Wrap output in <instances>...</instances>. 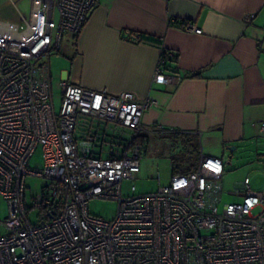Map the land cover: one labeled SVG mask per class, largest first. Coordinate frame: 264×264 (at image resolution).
Here are the masks:
<instances>
[{
	"label": "built area",
	"instance_id": "2783aa9c",
	"mask_svg": "<svg viewBox=\"0 0 264 264\" xmlns=\"http://www.w3.org/2000/svg\"><path fill=\"white\" fill-rule=\"evenodd\" d=\"M8 1L18 20L0 19V197L7 208L0 264H264V192L245 177L228 192L241 201L219 211L221 159L200 150L194 170L135 193L140 137L166 132L142 123L144 110L159 106L156 99L138 102L132 92L62 80L54 110L50 57L65 35L79 33L98 0H29L27 13ZM181 27L201 32L190 21ZM175 59V51L161 49L152 83L180 82L169 67ZM111 128H120L115 143L106 139ZM257 129L264 138V118ZM37 147L44 167L32 172L28 160ZM27 174L48 180L30 202ZM124 180L132 182L129 195L122 194ZM94 198L116 201L114 218L90 214Z\"/></svg>",
	"mask_w": 264,
	"mask_h": 264
},
{
	"label": "crops",
	"instance_id": "0c3cea01",
	"mask_svg": "<svg viewBox=\"0 0 264 264\" xmlns=\"http://www.w3.org/2000/svg\"><path fill=\"white\" fill-rule=\"evenodd\" d=\"M26 6L28 11L29 0ZM172 20L190 21L201 32L184 30ZM62 45L63 52L50 57V76L54 58L59 83L132 92L138 102L156 99L158 107L144 110V126L166 130L156 135L204 139L214 155L204 153L200 143L201 152L221 159L223 171L228 146L261 162L264 138L257 125L264 118V0H98L79 33L65 35ZM162 48L177 54L169 64L181 78L176 85L152 83ZM251 171L261 172L255 165Z\"/></svg>",
	"mask_w": 264,
	"mask_h": 264
},
{
	"label": "rangeland",
	"instance_id": "374dc122",
	"mask_svg": "<svg viewBox=\"0 0 264 264\" xmlns=\"http://www.w3.org/2000/svg\"><path fill=\"white\" fill-rule=\"evenodd\" d=\"M23 13H27L28 0H14ZM0 19H6L10 21H17V16L13 9L10 7L8 0H0ZM70 37V35H66ZM65 42V37L63 44ZM63 45L61 52H63ZM62 56L59 58V62L62 63ZM58 62L55 64L53 58L51 64V76H52V97L54 110L59 111L61 104V88L58 81ZM120 128L116 130L108 129L106 139L108 143L116 142V138L120 136ZM147 142L144 149V155L140 161V171L136 173V179L133 182L135 184V193H148L155 191L160 185L169 184L171 176L173 174L171 169V158L180 159L184 155V147L182 144L174 143L171 139V135H156L148 134ZM116 137V138H114ZM201 146L203 152L209 155H214L215 149L207 146L204 139L201 138ZM228 150V149H227ZM225 150L223 160L225 162V169L222 173L220 183L223 191L218 202V210L220 211L224 204L229 202H239L241 197L238 195H232L228 192L234 189L236 183L243 181L245 177L249 179V186L254 191L264 192V153H262L261 162L255 161L253 163L247 151L239 150ZM106 156V154H103ZM255 165L261 172L251 171V166ZM44 167L43 154L40 147H37L34 153L28 160V169L32 172H39ZM48 184V180L44 177L27 174L24 178L25 194L27 200L30 202L31 197L36 196L42 192V189ZM129 180H124L122 183V194H131ZM117 203L110 199H91L88 203V209L90 214L105 218L112 219L116 214ZM260 209H254V213L259 212ZM7 208L6 202L0 197V219L6 216ZM32 222H35L34 215L29 216Z\"/></svg>",
	"mask_w": 264,
	"mask_h": 264
},
{
	"label": "trees",
	"instance_id": "16d2710c",
	"mask_svg": "<svg viewBox=\"0 0 264 264\" xmlns=\"http://www.w3.org/2000/svg\"><path fill=\"white\" fill-rule=\"evenodd\" d=\"M171 23L176 25L178 24V21L173 20ZM178 25L181 27L182 24L179 23ZM195 75L197 74H193V76ZM140 139L144 140V143L147 142V136H142ZM171 139L174 143L182 144L184 147V155L179 160L171 158L172 172L187 173L194 170L200 155V141L198 137L185 133H174L171 135Z\"/></svg>",
	"mask_w": 264,
	"mask_h": 264
},
{
	"label": "water",
	"instance_id": "95a60500",
	"mask_svg": "<svg viewBox=\"0 0 264 264\" xmlns=\"http://www.w3.org/2000/svg\"><path fill=\"white\" fill-rule=\"evenodd\" d=\"M234 148H235L234 146H228L227 149L230 150V151H232V150H234Z\"/></svg>",
	"mask_w": 264,
	"mask_h": 264
}]
</instances>
